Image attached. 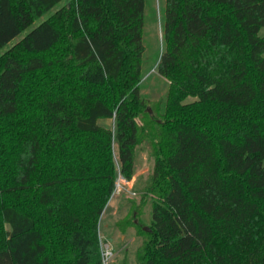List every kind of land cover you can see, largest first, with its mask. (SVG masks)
<instances>
[{"label": "trees", "instance_id": "16d2710c", "mask_svg": "<svg viewBox=\"0 0 264 264\" xmlns=\"http://www.w3.org/2000/svg\"><path fill=\"white\" fill-rule=\"evenodd\" d=\"M63 2L0 56V264H103L100 217L142 143L138 264H264V0H165L152 111L147 0H0V49Z\"/></svg>", "mask_w": 264, "mask_h": 264}, {"label": "rangeland", "instance_id": "374dc122", "mask_svg": "<svg viewBox=\"0 0 264 264\" xmlns=\"http://www.w3.org/2000/svg\"><path fill=\"white\" fill-rule=\"evenodd\" d=\"M59 4L52 11L22 32L8 45L0 49V56L16 45L39 23L49 18L52 13L64 5ZM165 0H147L144 19V47L142 59V80L140 93L147 101L149 111L157 109L161 103L162 109L169 91V81L159 74L158 63L164 49L162 21ZM195 98H188L186 102ZM106 128H114V119L100 120ZM114 151L117 145L114 143ZM154 158L148 143H142L136 149L135 168L130 180L119 175L116 188L103 210L99 222V246L104 259V253L109 250L112 254L103 264H138L136 252L142 245L144 237L137 227L132 225L133 216L138 211L139 219L145 225L150 224L151 202H143V188L153 172Z\"/></svg>", "mask_w": 264, "mask_h": 264}, {"label": "built area", "instance_id": "2783aa9c", "mask_svg": "<svg viewBox=\"0 0 264 264\" xmlns=\"http://www.w3.org/2000/svg\"><path fill=\"white\" fill-rule=\"evenodd\" d=\"M111 252L109 251V250H107L105 253H104V255H103V257H104V262H106V261H108L109 259H110V257H111Z\"/></svg>", "mask_w": 264, "mask_h": 264}]
</instances>
